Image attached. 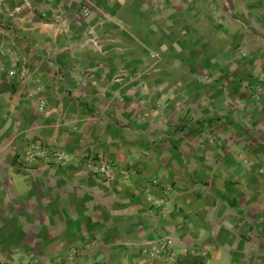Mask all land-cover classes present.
<instances>
[{"label":"crops","instance_id":"crops-1","mask_svg":"<svg viewBox=\"0 0 264 264\" xmlns=\"http://www.w3.org/2000/svg\"><path fill=\"white\" fill-rule=\"evenodd\" d=\"M258 79L264 0H0V264H264Z\"/></svg>","mask_w":264,"mask_h":264},{"label":"built area","instance_id":"built-area-1","mask_svg":"<svg viewBox=\"0 0 264 264\" xmlns=\"http://www.w3.org/2000/svg\"><path fill=\"white\" fill-rule=\"evenodd\" d=\"M83 17H89L92 11L89 7H83L81 10ZM15 72H10L14 75ZM20 76L23 78L26 76V71L21 70ZM263 80L258 79L253 86H251L250 96L254 100H260L264 95ZM57 157L65 160L68 156L62 154H56ZM83 165L88 169L94 176L109 179L112 177L113 163L111 158L106 155L88 156L82 159ZM147 256L150 261L157 264H180L178 254L172 248V241L160 239L147 245L145 248ZM183 252H186L184 250ZM82 248L71 247L68 249L63 264H79L81 258Z\"/></svg>","mask_w":264,"mask_h":264}]
</instances>
